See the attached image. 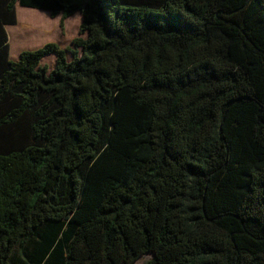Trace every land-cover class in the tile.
<instances>
[{"label": "trees", "instance_id": "1", "mask_svg": "<svg viewBox=\"0 0 264 264\" xmlns=\"http://www.w3.org/2000/svg\"><path fill=\"white\" fill-rule=\"evenodd\" d=\"M18 3L79 35L12 59ZM150 254L264 264V0H0V264Z\"/></svg>", "mask_w": 264, "mask_h": 264}, {"label": "rangeland", "instance_id": "2", "mask_svg": "<svg viewBox=\"0 0 264 264\" xmlns=\"http://www.w3.org/2000/svg\"><path fill=\"white\" fill-rule=\"evenodd\" d=\"M18 20L16 24L7 25L10 43V56L18 59L24 50L36 49L48 42H57L62 47L72 45L79 35L82 22L80 12L68 17L61 23V14L52 16L49 11L21 6L17 4ZM69 56L72 55L69 53ZM50 68L55 64V57L48 56L43 60ZM152 255L145 256L135 264H144Z\"/></svg>", "mask_w": 264, "mask_h": 264}]
</instances>
